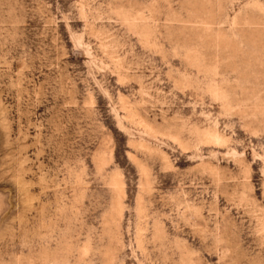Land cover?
Here are the masks:
<instances>
[{"label":"rangeland","instance_id":"rangeland-1","mask_svg":"<svg viewBox=\"0 0 264 264\" xmlns=\"http://www.w3.org/2000/svg\"><path fill=\"white\" fill-rule=\"evenodd\" d=\"M0 264H264V0H0Z\"/></svg>","mask_w":264,"mask_h":264}]
</instances>
